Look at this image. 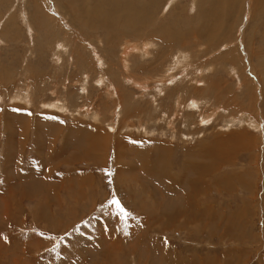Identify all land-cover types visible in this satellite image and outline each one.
<instances>
[{"label": "rangeland", "instance_id": "374dc122", "mask_svg": "<svg viewBox=\"0 0 264 264\" xmlns=\"http://www.w3.org/2000/svg\"><path fill=\"white\" fill-rule=\"evenodd\" d=\"M200 1L133 33L0 0V264H264V18L202 36Z\"/></svg>", "mask_w": 264, "mask_h": 264}, {"label": "bare ground", "instance_id": "6f19581e", "mask_svg": "<svg viewBox=\"0 0 264 264\" xmlns=\"http://www.w3.org/2000/svg\"><path fill=\"white\" fill-rule=\"evenodd\" d=\"M78 1H80V3L77 2L78 9L81 8L82 16L85 18L87 24H89L93 28H97L99 26H106L108 28H114V26H115L116 30H118L120 23L123 22L126 26H128L127 29H125V30H129L130 32L132 31L133 33H140V32L145 31L144 29L147 28V26L150 23L148 21L151 20V11L156 10L159 7V4L162 0H96V3L93 7H89L87 5L88 0H78ZM213 1L214 0H201L200 1V7H199V4H197V6H195V7H197L198 10H197L196 16L193 19H190L188 21H180L179 19H175L173 22L168 23L167 26L168 27H174L176 30H179L181 28L180 23L181 22H182V24L186 23L187 25H189L190 28H197L198 30H200L202 32V34H201L202 36L203 35L211 36L212 34H214V36H215L216 34L221 33L220 30L225 29V31L229 35V39H230L229 41L231 42V39H232L231 34H233V27H235V26H233V20L235 19L234 18V14H235L234 12L235 11L241 12L245 8L246 9L249 8V13L251 12L249 17L250 16L253 17L254 21H259V20H261V18H264V0H227L226 6L221 3L225 0H217V4L214 7V9L212 8V2ZM59 2H60V0H59ZM72 4H73V0H70V7L72 6ZM76 9L77 8H75V10ZM72 12L75 14L74 11H72ZM179 21H180V23H179ZM167 26L162 25L160 27H157V29L155 30L156 32H162L163 37L167 38L165 43L169 44V45H166V46H171V42H177V43H180L181 45L184 44L182 35L178 31L169 29ZM261 26L263 27L262 28L263 31H262V33L258 32V35H261L260 40L263 39L262 37L264 35V25L259 24L260 29H261ZM129 27H130V29H134V31L130 30ZM252 34H254L253 31L251 32L250 35H249V33H246V34L244 33V36H243V33H242L241 38H240L241 42L243 44H246L247 41L250 43V38H251L250 36H252ZM220 140L216 139L215 140L217 142L216 144H219L222 141V140L221 141ZM219 150H221V149H218V151ZM224 151H226V150H224ZM213 152L215 153V151H213ZM221 152H223V150ZM204 154H206V152ZM222 155H221V157L219 156V158H212V159L215 160V162H219L221 164L224 162V159H226L224 156L222 157ZM201 156L202 155H200V157ZM203 156H205V155H203ZM206 156H208V155H206ZM211 157H212V155H211ZM226 157H227V155H226ZM209 160H210V158H209ZM214 166H216V165L214 164ZM213 168H215V167H213ZM217 168H218V166H217ZM194 169H196V168H194ZM154 171L156 172V170H154ZM168 177H170V176H168ZM168 177H167V180L169 181L170 179ZM224 177L225 176H223V178ZM200 179L198 181H200ZM229 181L231 182V180H229ZM190 182H191L190 185L187 184L188 186H191V187L195 186L196 182H194V181H190ZM199 183H201V181ZM234 183H235V181H234ZM222 184H224V183H222ZM178 186H179V184H178ZM197 187L198 186H196V188ZM190 193H191V196L188 194L189 199H187V200H189V201L191 200V202L192 201L195 202L196 197L194 196V192L191 190ZM163 204H165V203H163ZM192 208H194V207H192ZM193 213H195V212H193ZM195 214H198V212ZM195 214H193V215H195ZM198 215H201L200 212ZM208 218H209V216H208Z\"/></svg>", "mask_w": 264, "mask_h": 264}, {"label": "snow or ice", "instance_id": "6c2138e0", "mask_svg": "<svg viewBox=\"0 0 264 264\" xmlns=\"http://www.w3.org/2000/svg\"><path fill=\"white\" fill-rule=\"evenodd\" d=\"M118 203V202H117Z\"/></svg>", "mask_w": 264, "mask_h": 264}]
</instances>
